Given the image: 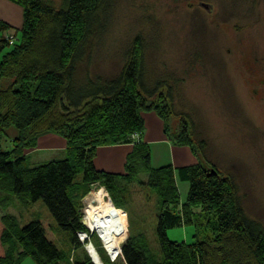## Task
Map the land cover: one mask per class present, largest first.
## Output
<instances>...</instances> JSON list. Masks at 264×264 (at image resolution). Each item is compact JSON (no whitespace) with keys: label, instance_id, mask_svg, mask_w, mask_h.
<instances>
[{"label":"trees","instance_id":"1","mask_svg":"<svg viewBox=\"0 0 264 264\" xmlns=\"http://www.w3.org/2000/svg\"><path fill=\"white\" fill-rule=\"evenodd\" d=\"M10 1L21 6L22 24L16 28L0 21V205L5 208L15 198L25 205L41 199L68 233L72 249H78L76 232H87L79 199L89 184L105 186L114 207L122 209L124 200L115 190L123 191L126 183L145 174L142 183L158 200L160 256L152 252L144 233L130 231L121 246L125 264H264V225L245 210L232 174L206 155L205 165L197 161L176 167L177 176L189 183L180 202L174 168L151 166L149 146L140 140L144 127L139 111L154 110L165 118L167 133L172 95L171 87L162 93L164 78L149 79L143 37L134 35L113 76L92 74L90 69L78 74L82 63L88 66L85 59L90 58L94 38L106 30L110 0ZM9 34L14 39L7 38ZM186 124L171 140L206 154L204 142L196 144ZM10 125L19 133L4 149ZM47 132L64 137L65 157L28 163L37 136ZM133 132L138 140L130 138ZM121 143H132L124 173L95 167L97 147ZM178 225L192 227L193 241L167 237L166 230ZM95 248L103 264L110 263L103 248ZM26 257L37 264H71L38 218L20 226L14 215H1L0 264H19ZM71 262L91 263L87 254L84 260L72 256Z\"/></svg>","mask_w":264,"mask_h":264},{"label":"rangeland","instance_id":"2","mask_svg":"<svg viewBox=\"0 0 264 264\" xmlns=\"http://www.w3.org/2000/svg\"><path fill=\"white\" fill-rule=\"evenodd\" d=\"M201 2L207 4V9L200 6ZM109 8L104 18L108 20L106 30L94 38L90 58L85 59L88 66L82 63L78 74L82 75V69H90L92 74L113 76L122 66L123 53L130 41L140 34L145 42L144 60L149 79L164 78V94L171 87V114L164 135L173 145L175 162L179 158L189 163L203 161L206 155L217 168L234 176L245 210L264 225V0H110ZM155 113L139 111L144 127L142 140L145 128L148 127L150 136L156 137L165 123V118ZM184 121L193 141L204 142L206 154L171 140ZM18 133L14 125L5 129L4 149L11 147ZM36 146L37 152L28 160L30 164L65 157L66 141L62 136L39 134ZM130 149L126 143L99 147L94 165L124 173ZM138 179L140 183L134 180L126 183L123 191L115 190L118 199L124 200L126 216L122 227L121 210L113 204L109 208L114 219L112 230L120 245L115 259L110 258L98 234L87 226V238L76 232L81 245L72 249L68 233L56 223L41 199L25 205L15 198L5 208L0 205V216L12 214L20 226L38 218L46 236L69 257L84 260L87 254L91 261L84 247L89 240L95 247L104 249L101 251L109 259L108 264H125L121 246L130 231L131 235L144 233L152 252L160 256L156 235L157 195L142 183L146 181L145 174H140ZM180 183V198L184 199L188 184ZM89 194L106 195L113 203L105 186L90 183L79 199L81 220L87 206L85 197ZM166 233L173 241H193L192 227L188 225L168 228Z\"/></svg>","mask_w":264,"mask_h":264},{"label":"crops","instance_id":"3","mask_svg":"<svg viewBox=\"0 0 264 264\" xmlns=\"http://www.w3.org/2000/svg\"><path fill=\"white\" fill-rule=\"evenodd\" d=\"M0 21H4V22L12 25L13 27L19 28L22 24V8H21V6L10 1V0H0ZM9 33H11V31H9ZM148 132L149 131H148V127H147V128H145L144 140H142V138H141L142 134L140 136V140L147 143L149 146L151 166L154 168H157V167H161V166L170 164L174 168L175 181H176L178 191L180 192V190H181V188L179 186V183L181 181H184L188 184V185H185V188H184V191L186 192V195H187L189 183L185 180H181L177 176L176 167L182 166V165L193 164V163L182 162L181 158H179L177 160L179 162H175L174 156L172 155V151H171L173 145H172L171 141H169L167 139V136L164 135L165 132H164V124L163 123H162V125L160 127V131L156 137L150 136L148 134ZM123 144H125V143H123ZM117 145H120V144H114L111 146H117ZM126 145H129L130 148H132V143H126ZM104 146L108 147L109 145H104ZM99 147H102V146H99ZM99 147H97V149H99ZM37 148L38 147H36V149L32 153H36ZM97 149H96V152H97ZM99 169H103V170L107 171V169L104 167H99ZM180 195H181V192L179 193V198H180ZM185 198H186V196H185ZM185 198L184 199L180 198V202H183L185 200ZM119 209L121 210L120 223H121V227H122V220L125 218L126 212L123 208L122 209L119 208ZM43 227H44V225H43ZM44 229H45V227H44ZM45 233H46V229H45ZM19 264H37V263H35L31 258L26 257L23 260H21V262Z\"/></svg>","mask_w":264,"mask_h":264},{"label":"bare ground","instance_id":"4","mask_svg":"<svg viewBox=\"0 0 264 264\" xmlns=\"http://www.w3.org/2000/svg\"><path fill=\"white\" fill-rule=\"evenodd\" d=\"M85 201L87 206L83 218L84 224L89 230L95 231L96 234H98L103 246L108 251V255L111 259H114L120 248L119 246L118 249L116 248L118 237L113 233L112 230L114 219L109 214V208L112 206L111 200L106 195L97 197L93 194H89L85 197ZM80 235L85 238L88 236L86 232L83 231H80ZM85 246L90 251L91 256L94 257L96 263L101 264L100 257L98 254H95L96 250L91 241L88 240V243Z\"/></svg>","mask_w":264,"mask_h":264},{"label":"water","instance_id":"5","mask_svg":"<svg viewBox=\"0 0 264 264\" xmlns=\"http://www.w3.org/2000/svg\"><path fill=\"white\" fill-rule=\"evenodd\" d=\"M200 4V6H203V7H205L206 9H207V7H206V3H203V2H201V3H199ZM200 162L203 164V165H205V161L203 160H200ZM210 170H212V171H214V169L213 168H210ZM81 222L84 224V221H83V219L81 220ZM85 248H86V250H87V252L89 253V256L91 257V261L94 263V264H97L96 263V261H95V259H94V257L93 256H91V253H90V251L88 250V248L86 247V246H84ZM95 254L97 255V252H95ZM98 257V256H97ZM99 259V258H98ZM101 264H103L102 262H100Z\"/></svg>","mask_w":264,"mask_h":264},{"label":"built area","instance_id":"6","mask_svg":"<svg viewBox=\"0 0 264 264\" xmlns=\"http://www.w3.org/2000/svg\"><path fill=\"white\" fill-rule=\"evenodd\" d=\"M7 38H11L12 39V36L11 35H8V37ZM130 138L132 139V140H138V133L137 132H133V133H131L130 134ZM69 259L70 260H72V255L69 257Z\"/></svg>","mask_w":264,"mask_h":264},{"label":"clouds","instance_id":"7","mask_svg":"<svg viewBox=\"0 0 264 264\" xmlns=\"http://www.w3.org/2000/svg\"><path fill=\"white\" fill-rule=\"evenodd\" d=\"M84 226H86L85 224H84ZM85 246V245H84Z\"/></svg>","mask_w":264,"mask_h":264}]
</instances>
